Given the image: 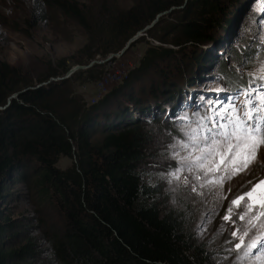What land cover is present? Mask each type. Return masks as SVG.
Wrapping results in <instances>:
<instances>
[{"label":"trees","instance_id":"16d2710c","mask_svg":"<svg viewBox=\"0 0 264 264\" xmlns=\"http://www.w3.org/2000/svg\"><path fill=\"white\" fill-rule=\"evenodd\" d=\"M238 0H132L118 9L101 2L95 15L78 0H30L33 21L51 12L81 27L92 43L107 40L94 54L118 51L138 30L170 7L181 6L170 28L174 45L212 42V34ZM147 34L150 30L145 31ZM114 40L117 42L113 43ZM112 42V44H111ZM152 52L153 50H149ZM82 63V62H78ZM68 78L45 82L69 67H47L31 80L0 61V264H47L37 246L18 230L4 205L12 185L35 183L45 190L62 218L60 236L51 244L58 264H214L207 243L193 236L184 210L158 201L161 189L145 183L140 165L149 136L119 108L107 109L106 97L92 105L75 100ZM41 82H44L41 84ZM101 133L92 143L90 135ZM72 158L64 169L59 156Z\"/></svg>","mask_w":264,"mask_h":264},{"label":"rangeland","instance_id":"374dc122","mask_svg":"<svg viewBox=\"0 0 264 264\" xmlns=\"http://www.w3.org/2000/svg\"><path fill=\"white\" fill-rule=\"evenodd\" d=\"M78 2L83 3L92 16L101 2L118 9L132 4V0ZM179 8L161 14L147 29L136 31L140 34L119 55L105 60L122 47L105 56L94 54L91 60L85 61L96 47H106L107 40L92 43L81 27L58 12H51L47 19L35 23L30 0H0V61L19 68L31 80L44 74L47 67L59 71V66L70 68L99 61L92 63L97 66H92L89 73L97 79L87 80L79 73L77 79L69 83L75 100L92 105L106 97L107 109L119 108L126 112L125 118L139 122L149 136L145 159L140 165L142 180L158 185L160 203L185 211L193 236L207 243L214 264H260L253 257L242 262L237 259L243 249L239 252L234 249L239 239H234L232 232L246 226V222L239 219L242 207L235 209L237 215L230 221L223 217L231 201L252 187L249 181L264 179V147L247 170L230 180L225 179L222 189L206 184L223 175L222 171L204 176L195 166L182 164L181 160L189 152L191 159L199 155L195 149L203 147L200 137L209 135L207 129L211 128L213 119H219L216 113L221 104L228 103L227 98L232 97L239 104L245 99L241 93L246 90L264 91L260 88L264 81L256 79L253 82V77L258 76L257 69L264 62L261 0H238L229 7L226 19L215 27L211 36L214 41L183 46L172 44L169 33L178 18ZM147 30L150 33L147 34ZM65 73L48 77L45 82ZM101 136L94 132L90 141L96 143ZM192 137L196 138V143ZM182 143H188L189 148L182 150ZM219 159L217 157V163ZM72 161L61 155L55 166L64 169ZM188 167H192L201 179L196 180ZM177 169H182L179 180L172 176ZM44 192L35 183L14 184L2 211L17 221L18 230L25 238L35 242L40 260L58 264L54 260L50 262L51 244L61 234L62 218ZM256 223L257 227L245 238V244L253 237H264V229L259 227V221ZM261 247H264V238L254 253L258 254Z\"/></svg>","mask_w":264,"mask_h":264},{"label":"snow or ice","instance_id":"6c2138e0","mask_svg":"<svg viewBox=\"0 0 264 264\" xmlns=\"http://www.w3.org/2000/svg\"><path fill=\"white\" fill-rule=\"evenodd\" d=\"M261 11H264V0H261ZM257 72L258 76L253 77V82L256 79L264 81V62L261 63ZM260 88L264 89V84H261ZM241 95L245 99L239 104L234 101V98L229 97L227 104L220 105L216 113L219 119L212 120L211 128L207 129L209 135L200 137L203 147L197 146L195 149L199 155L191 159V152H189L181 160L182 164L195 166L196 171L203 172L204 176L222 171L223 175L206 181V184L218 185L221 189L225 179L230 180L238 173L247 170L249 165L257 159L260 149L264 147V91L250 88ZM191 139L193 143H196L195 137ZM180 148L187 150L189 144L182 143ZM217 157L220 158L219 163H217ZM187 170L193 173L196 180L201 179V176L193 172L192 167H188ZM181 171L182 169H177L172 173L173 178L179 180ZM185 183H187V177H185ZM249 183L252 187L231 201L223 219L230 221L237 215L235 209L242 207L239 219L245 221L246 226L232 232L233 238L239 239V243L234 244V249L238 252L243 249L237 259L242 262L253 257L260 261V264H264V247L259 248L258 254L253 251L258 248L259 241L264 237H253L245 244V238L249 237L251 230L257 227V221L260 222L259 227L264 229V221H261V217H264V179L256 182L249 181ZM195 190L193 188V191Z\"/></svg>","mask_w":264,"mask_h":264},{"label":"water","instance_id":"95a60500","mask_svg":"<svg viewBox=\"0 0 264 264\" xmlns=\"http://www.w3.org/2000/svg\"><path fill=\"white\" fill-rule=\"evenodd\" d=\"M184 2L186 1V0H183ZM181 7V6H180ZM174 7H170L168 10H165V11H162V12H160V13H158L156 16H155V18L149 23V24H147L146 26H144L141 30H145V29H147L148 27H150L152 24H154V22L157 20V18L161 15V14H163V13H165V12H168V11H170L171 9H173ZM140 34V32H136V33H134L125 43H124V45L122 46V48L119 50V52L118 53H110L106 58H105V60H107V59H109V58H111V57H113V56H117V55H119L120 53H122L123 52V50L125 49V48H127V46L131 43V42H133L136 38H137V36ZM93 62H99V61H91L89 64H87V65H74V66H72V67H70L67 71H66V73L63 75V76H61V77H58V78H55V79H50V80H63V79H66V78H68L69 77V75L70 74H72L75 70H77V69H82V68H86V67H88V66H90V64H92ZM49 80V81H50ZM49 81H47V82H49ZM41 84H43V83H41ZM21 91H23V90H21ZM21 91H19V92H14V93H12V94H10L8 97H7V99H6V103L3 105V106H0V109H3V108H5L8 104H9V102H10V100L11 99H13V98H15Z\"/></svg>","mask_w":264,"mask_h":264}]
</instances>
